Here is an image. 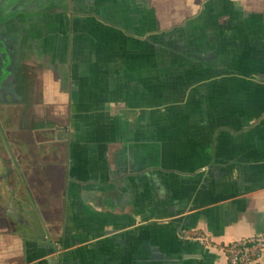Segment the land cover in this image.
<instances>
[{"label":"crops","instance_id":"crops-1","mask_svg":"<svg viewBox=\"0 0 264 264\" xmlns=\"http://www.w3.org/2000/svg\"><path fill=\"white\" fill-rule=\"evenodd\" d=\"M262 233L264 0H0V264Z\"/></svg>","mask_w":264,"mask_h":264},{"label":"built area","instance_id":"built-area-1","mask_svg":"<svg viewBox=\"0 0 264 264\" xmlns=\"http://www.w3.org/2000/svg\"><path fill=\"white\" fill-rule=\"evenodd\" d=\"M198 240L203 244L210 245L207 238ZM221 249L229 264H255L264 255V233L228 243Z\"/></svg>","mask_w":264,"mask_h":264},{"label":"trees","instance_id":"trees-1","mask_svg":"<svg viewBox=\"0 0 264 264\" xmlns=\"http://www.w3.org/2000/svg\"><path fill=\"white\" fill-rule=\"evenodd\" d=\"M211 245V244H210Z\"/></svg>","mask_w":264,"mask_h":264}]
</instances>
